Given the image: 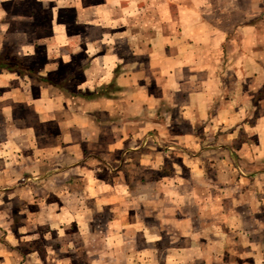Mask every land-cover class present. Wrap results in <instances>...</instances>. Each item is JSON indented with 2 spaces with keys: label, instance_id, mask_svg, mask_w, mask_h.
<instances>
[{
  "label": "crops",
  "instance_id": "crops-1",
  "mask_svg": "<svg viewBox=\"0 0 264 264\" xmlns=\"http://www.w3.org/2000/svg\"><path fill=\"white\" fill-rule=\"evenodd\" d=\"M34 7L48 11L46 33L35 30ZM36 117L52 145L31 138ZM150 134L163 139L159 152L143 147ZM178 159L183 178L170 180ZM20 161L76 184L93 182L92 165L137 167L139 188L156 186L152 198L187 193L195 222L201 200L220 201L212 205L234 219L258 216L264 0H0V167ZM227 199L236 201L230 211Z\"/></svg>",
  "mask_w": 264,
  "mask_h": 264
},
{
  "label": "rangeland",
  "instance_id": "rangeland-1",
  "mask_svg": "<svg viewBox=\"0 0 264 264\" xmlns=\"http://www.w3.org/2000/svg\"><path fill=\"white\" fill-rule=\"evenodd\" d=\"M31 9L41 20L35 30L46 33L42 21H46L48 11ZM40 120L36 117L28 126L35 130L31 138L36 146L44 148L55 142L42 136ZM143 147L159 152L156 149L165 146L162 138L150 134ZM174 165L170 180L183 178L181 160ZM0 168V264H264V193L260 194L258 216L234 219L226 209L212 205L220 201L201 200L202 213L195 222L190 217L193 208L187 193L178 190L182 198L164 199L166 194L158 190L162 198H152L149 188L156 186L141 185L140 189L135 183L137 167L117 172L113 167L110 171L86 167L91 184L44 179L42 169L27 167L21 161L18 167L7 168L4 162ZM9 172L12 184L6 183ZM127 178L131 180L130 194L125 199L123 183ZM167 185L160 183L158 188ZM214 186H207L208 194ZM68 190H72L70 195L61 198ZM82 190L103 198L91 199L93 194L86 196ZM76 191L81 193L77 197L72 193ZM108 194L113 198H107ZM224 201L229 211L236 203L233 199ZM248 203L243 201V205ZM143 210L148 220L142 223Z\"/></svg>",
  "mask_w": 264,
  "mask_h": 264
}]
</instances>
